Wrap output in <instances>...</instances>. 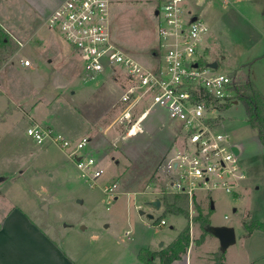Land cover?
Returning <instances> with one entry per match:
<instances>
[{
  "label": "rangeland",
  "instance_id": "obj_1",
  "mask_svg": "<svg viewBox=\"0 0 264 264\" xmlns=\"http://www.w3.org/2000/svg\"><path fill=\"white\" fill-rule=\"evenodd\" d=\"M157 2L116 0L110 11L112 41L144 66L155 65L149 52L157 47L153 14ZM185 2L188 10L208 27L204 38L208 47L201 51L202 60L216 62L214 71L231 75L237 81L249 78L264 96V37L249 48L240 46L238 19L228 13L231 9L246 17L244 9L252 8L255 1ZM13 16L9 11H0V36L7 38L0 46V210L15 205L33 214L32 218L44 226L49 222L60 227L106 226L107 237L114 241V264L124 263L120 261L124 250L132 251L138 245L160 252L187 225L190 244L182 257L189 259L190 264H216L221 249L217 238L207 231L209 226H228L235 231V242L223 251V264H264V233L254 231L244 236L242 227L243 220L264 222V149L256 130L245 121L240 103L225 107L218 128L232 143L235 139L243 143L238 167L244 178L237 182L235 193L219 189L197 192L201 202L194 204L168 194V202L187 211L188 219L167 214L164 196L158 193L154 181L155 170L172 140V124L166 115L153 108L143 122V132L126 137L125 127L118 119L119 108L115 106L120 90L114 89L111 80L90 79L81 59L53 30L40 28L39 38L26 42L32 30L24 25L18 28L19 32L13 30ZM261 19L264 23V16ZM217 32L223 34L213 43L208 36ZM25 58L30 62L28 67L19 63ZM26 104L31 105L28 116L23 113ZM5 107L11 110L3 111ZM33 123L69 140L88 138L83 154L92 156L96 167L102 170L92 187L68 157V150L48 139L37 144L26 134ZM117 142H121L120 147ZM110 184H115V189L106 193L104 187ZM155 198L163 206L157 211L146 204ZM46 212L48 216L44 215ZM198 214L208 218L207 225L194 222ZM162 218L166 224L157 226ZM128 231L133 234L129 241ZM153 264H158V260Z\"/></svg>",
  "mask_w": 264,
  "mask_h": 264
},
{
  "label": "built area",
  "instance_id": "obj_2",
  "mask_svg": "<svg viewBox=\"0 0 264 264\" xmlns=\"http://www.w3.org/2000/svg\"><path fill=\"white\" fill-rule=\"evenodd\" d=\"M157 1L159 53L154 66L139 64L112 41L110 0H64L45 23L81 59L90 79L107 78L118 87L115 106L126 137L143 132V122L154 109H160L171 122L172 140L155 170L158 193L185 196L189 204L197 201V192L219 189L232 194L244 175L232 151L234 144L218 128L222 111L235 101L236 79L214 71L208 65L211 62L202 60L208 27L188 10L185 0ZM20 63L30 64L26 59ZM26 134L37 144L48 139L68 150V157L91 187L101 176L95 159L83 154L88 138L69 140L36 124ZM114 189L115 184L104 187L106 193ZM165 224L162 218L156 225Z\"/></svg>",
  "mask_w": 264,
  "mask_h": 264
},
{
  "label": "crops",
  "instance_id": "obj_3",
  "mask_svg": "<svg viewBox=\"0 0 264 264\" xmlns=\"http://www.w3.org/2000/svg\"><path fill=\"white\" fill-rule=\"evenodd\" d=\"M63 1L64 0H0V11H9L10 15L14 14L13 18H11L14 27L13 30L16 29V31L19 32L18 28L20 26L23 27V25L29 29L31 28L32 35L26 40V42H28L40 34V28L48 29L45 20ZM115 1L116 0H110L109 24L111 7ZM253 1H255V4L251 6L252 8L244 9L246 17L242 16L243 14L240 16L235 10H228L229 15L233 19L235 17L238 19V28L241 32H239V41H237V43L245 48H249L250 45L252 46V44L256 43L262 36L264 37V23L261 19L264 16V0ZM229 5L233 6V4ZM155 11V8H153V12ZM195 16L198 17L196 14ZM220 18L222 19L221 16ZM34 23H38L39 26L37 27ZM221 34L223 33L217 32L215 35H209L208 37L211 38L214 43L215 40L213 39L217 40V37L221 36ZM16 38H14L15 42L20 43L22 46L23 42ZM204 42L205 39L203 41V47H208ZM157 44L158 41H156V46ZM20 60L21 59H19V63ZM112 84L114 89H118L113 82ZM0 92H3L1 84ZM70 93L72 95L75 94L74 91ZM233 104L232 102V105ZM30 107L31 105L26 104V112H23L25 116H28ZM5 110H11V108L5 107L3 111ZM233 144L239 148L240 155L244 150L243 143L241 140L235 139ZM11 180L13 179L11 178L10 181ZM200 202L201 200L198 198L194 203ZM45 214L48 216L47 212L44 213V215ZM32 216L15 205L0 210V264H114V257H117L114 256L112 251L114 241L107 237L104 231L106 226L104 229L102 227L98 228L95 224L91 226L85 224L80 228L73 224H66L60 227L54 222H49L44 226L36 222ZM131 232L128 231L126 233L127 241L130 239ZM117 243L119 242L115 244L118 245ZM121 250H124V248H121ZM140 250L158 252L149 249L147 246L138 245L132 251L124 250L126 252L123 253V257L120 261H124L122 264H145L138 256ZM182 256L179 260H175L170 264H190V260H186V258Z\"/></svg>",
  "mask_w": 264,
  "mask_h": 264
},
{
  "label": "trees",
  "instance_id": "obj_4",
  "mask_svg": "<svg viewBox=\"0 0 264 264\" xmlns=\"http://www.w3.org/2000/svg\"><path fill=\"white\" fill-rule=\"evenodd\" d=\"M157 8V7H156ZM7 38L0 36V46H3ZM156 49V51H155ZM150 49V54L153 55L154 61H158V48ZM239 78V77H238ZM233 91L235 100L240 103L244 110L245 121L254 128L257 132V138L264 149V96L256 87V85L247 77L244 79L235 80ZM164 194L163 201L166 207L165 213L175 215H184L188 219L187 211H183L174 203H169ZM170 195V194H169ZM179 200L188 202V199L182 195H172ZM198 209V208H197ZM200 213V212H199ZM194 222L199 223L202 227L208 224V218L202 217L200 214L194 218ZM242 227L244 229V236L250 235L254 231L264 233V222L257 220H243ZM190 244L189 225L180 231L177 237L160 252H148L144 250L139 251V258L145 264H153L154 260H158V264H170L175 260H179L184 255ZM224 252L220 251L216 258V264H223Z\"/></svg>",
  "mask_w": 264,
  "mask_h": 264
},
{
  "label": "water",
  "instance_id": "obj_5",
  "mask_svg": "<svg viewBox=\"0 0 264 264\" xmlns=\"http://www.w3.org/2000/svg\"><path fill=\"white\" fill-rule=\"evenodd\" d=\"M154 15H157V10L154 12ZM194 19L195 18H192V20H194ZM208 65H209V67H211L213 69H216L218 66V64L216 62H211ZM233 103L237 104V101H234ZM116 146L120 147L121 142H117ZM232 151L236 156L239 155V148L237 146H233ZM146 204L155 211L159 210L161 207V201L158 198H155L153 200H149L148 202H146ZM211 208H212V206H211ZM140 214H141V212H140ZM148 218L152 219V215H148ZM207 231L217 238L221 251L226 250L231 244H233L235 242V231H234L233 227L209 226L207 228Z\"/></svg>",
  "mask_w": 264,
  "mask_h": 264
}]
</instances>
